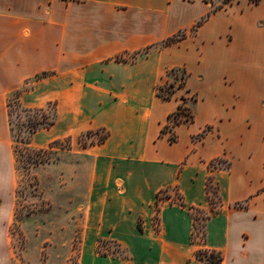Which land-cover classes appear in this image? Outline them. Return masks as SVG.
<instances>
[{"label": "crops", "instance_id": "0c3cea01", "mask_svg": "<svg viewBox=\"0 0 264 264\" xmlns=\"http://www.w3.org/2000/svg\"><path fill=\"white\" fill-rule=\"evenodd\" d=\"M182 67L193 120L164 131L179 100L157 85ZM10 94L27 108L54 101L55 121L32 135L41 147L107 133L77 151L87 191L78 264H209L198 250L264 264V0L215 10L203 0H0V264L13 262ZM193 209L205 215L200 238ZM98 239L127 257L99 253Z\"/></svg>", "mask_w": 264, "mask_h": 264}, {"label": "rangeland", "instance_id": "374dc122", "mask_svg": "<svg viewBox=\"0 0 264 264\" xmlns=\"http://www.w3.org/2000/svg\"><path fill=\"white\" fill-rule=\"evenodd\" d=\"M209 3L212 9L226 4L221 0H209ZM195 24L192 29L197 26ZM183 35L184 31H179L173 35L174 40L166 43L174 42ZM185 76V68H171L157 85L159 97L179 100L177 108L168 116L164 131H170L177 123L188 124L193 120L192 108L196 95L185 87ZM7 114L11 134V178L15 184L12 216L6 223L13 251L12 264L33 263L37 258V264H45L47 259L53 264H78L79 223L87 191L78 188L84 185L86 165L77 151L102 140L105 131H86L72 139L60 138L41 147L33 141L32 135L41 127H50L55 121L54 101H48L42 108H27L19 102L17 94H10ZM43 117L52 119V123L37 125L36 122ZM209 129V126L203 127L195 137H200ZM169 139H174L172 133H169ZM69 148L72 150L68 151ZM215 163L221 168L227 167L224 160ZM217 191V186L208 179L207 197L211 209L216 205ZM162 193L157 194V201ZM171 194L173 201L179 203L177 192L171 191ZM191 212L194 216L192 236L200 238L204 212L194 209ZM27 246L28 257L25 258L23 249ZM96 248L101 254L127 257L113 241L98 239Z\"/></svg>", "mask_w": 264, "mask_h": 264}, {"label": "trees", "instance_id": "16d2710c", "mask_svg": "<svg viewBox=\"0 0 264 264\" xmlns=\"http://www.w3.org/2000/svg\"><path fill=\"white\" fill-rule=\"evenodd\" d=\"M205 2H209V0H203ZM222 3H229L231 0H221ZM253 2H257L258 0H252ZM220 7V6H219ZM217 9V7H214L213 10ZM201 20H199L196 24L198 25V23H200ZM175 38L173 36L169 37L168 39L165 40V42L167 41H172ZM170 117V115H169ZM168 117V118H169ZM37 125H48L50 123H52V119L51 120H46L44 117L40 120L36 122ZM46 123V124H45ZM165 127V126H164ZM107 135V133L105 132V135L103 136V138ZM195 257L199 258V259H204L207 263L209 264H220V257L218 255H216L213 252H207V251H202V250H198L195 252Z\"/></svg>", "mask_w": 264, "mask_h": 264}]
</instances>
